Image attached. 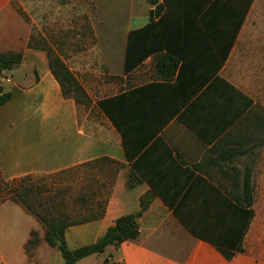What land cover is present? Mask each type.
<instances>
[{"label": "crops", "instance_id": "crops-1", "mask_svg": "<svg viewBox=\"0 0 264 264\" xmlns=\"http://www.w3.org/2000/svg\"><path fill=\"white\" fill-rule=\"evenodd\" d=\"M232 2L236 1L196 0L202 5L198 19L202 20L212 7ZM262 5L264 0H251L230 50L228 43L218 50L209 35V48H196L180 64L183 91L194 94L184 107L172 87L175 80L167 89L138 92L159 82L155 72V80L144 81L148 76L141 70L152 61L155 65L156 55H152L124 74L130 83L127 89L94 102L96 111L92 114V109L85 112L81 108L85 106L64 97L50 69L48 53L28 46L33 25L30 22L26 27L13 0H0V53L24 55L22 63L0 80L5 92L12 94L10 102L0 107V179L8 182L58 174L103 158L118 163L121 167L104 216L66 231L71 250L96 243L120 217L140 212L142 198L151 199L138 220V240L110 246L103 254L77 264H264V181L255 180L251 166L255 196L248 207L243 174L235 170L244 171L239 157L255 158L256 150L264 144L244 145V150L251 151L232 163L218 152L210 153L258 105L230 78L228 68L251 13ZM152 9L146 0H132L127 39L131 32L150 24ZM206 20L200 28L207 34L208 29L221 31L226 27L222 21L213 23L212 17ZM122 94H126L127 107L113 116L127 133L131 131L129 140L141 143L148 139L143 132L157 131L132 161L126 156L121 131L99 106V102ZM138 115L141 127L136 121ZM253 137L264 143V134ZM134 162L139 163L140 173L134 171ZM94 172L100 180L109 175V171ZM131 173L140 179L133 187L128 186ZM241 238L244 251L238 252L235 247ZM222 249L233 254L231 260ZM0 264H64V260L46 243L45 230L37 219L8 201L0 206Z\"/></svg>", "mask_w": 264, "mask_h": 264}, {"label": "trees", "instance_id": "trees-1", "mask_svg": "<svg viewBox=\"0 0 264 264\" xmlns=\"http://www.w3.org/2000/svg\"><path fill=\"white\" fill-rule=\"evenodd\" d=\"M146 1L153 7L150 14L151 22L146 27L133 31L128 35L124 74H129L141 66L147 58L156 55L154 72L159 82H153L148 87L140 88L138 92L145 91L148 88L156 91L157 87L167 89V84L175 80L172 87L179 99V105L184 107L194 94L183 91L180 64L188 56L195 53L196 48L199 50L209 48L210 44L206 41L210 39L211 35L218 50L221 49V46L224 47L226 43H228L230 50L234 46L233 44L238 32L244 23L251 0H234L236 2L221 6L216 5L212 7L202 20L198 19V12L202 5L196 4V0ZM191 2L192 4H190ZM18 12L22 16L21 12ZM209 17H212L213 23H221L222 21L221 24H224L226 27L221 31L208 29L209 34H207L200 27H202V23H206V19ZM28 46L44 50L48 53L50 69L59 82L64 97L74 99L78 105L90 106L91 101L83 87L65 63L59 57L52 55L46 43L39 42L31 36ZM224 56L223 58H225ZM23 57V52L0 53V80L5 72L19 66L23 61ZM11 99L12 94L5 92L0 82V107L10 102ZM125 99L126 94H122L111 100L113 103L112 108H109L111 101L107 100L99 102V106L112 118L114 124L121 131L124 138L126 156L128 160L132 161L136 155L146 148L157 131L143 132L148 139L143 140V142L141 141V143L129 140V133L131 131L128 130L127 133V129L123 127V123L121 124L113 116L115 113L117 114L126 109ZM255 107L238 122L219 146L210 150V153L218 152L223 160L232 163L239 156L249 154L251 150H244V145L253 143L254 146L252 147H256L264 144L262 140L260 141L253 137V135L264 134V115L255 114ZM176 112L177 110L173 111L171 116H174ZM136 121L141 127L143 122H141L139 115ZM146 122L148 124L149 121ZM246 122H249V124L246 125ZM133 166L136 173L141 172L139 163L134 162ZM120 167L115 161L103 158L84 164L79 168L64 171L75 172V178L73 179L75 185H68L66 187L64 192L68 197L63 196L61 201L58 200L60 196H57V192H54L53 189L37 191L33 185L28 186L27 181L33 178V176L8 182L0 179V191L13 188L14 195L10 198V201L20 205L28 214L37 219L45 230L46 243L61 253L64 264H77L84 258L103 254L110 246L119 247L125 242L135 241L140 237L138 220L148 208L151 202L150 197L141 199L140 212L120 217L115 225L110 227L106 234L96 243L71 250L66 242V231L68 228L98 220L104 216L108 196L111 192L115 175L120 170ZM235 170L238 174H243V193L246 205L251 207L255 196L252 167L246 165L244 171L238 168ZM94 171H99L101 174L109 171V175L106 179L100 180L96 178ZM138 182H140V179L137 178V175L131 173L128 186L133 187ZM250 215L252 217L253 211H250ZM35 237L36 233L32 232V238ZM242 242L243 239L241 238L235 247L238 252L244 251ZM221 251L228 260L232 259L233 254L231 252L223 249Z\"/></svg>", "mask_w": 264, "mask_h": 264}, {"label": "rangeland", "instance_id": "rangeland-1", "mask_svg": "<svg viewBox=\"0 0 264 264\" xmlns=\"http://www.w3.org/2000/svg\"><path fill=\"white\" fill-rule=\"evenodd\" d=\"M131 2L13 0L26 27L30 22L33 25L32 36L46 43L52 55L65 63L85 90L91 101L89 108L81 107L85 112L92 109L95 114L94 102L129 87L124 61ZM141 70L148 76L144 81L156 79L154 61ZM228 74L254 97L258 104L255 114L264 115V5L251 13L246 31L232 55ZM255 153V158L239 157L238 164L242 169L246 163L253 166L255 180L263 182L264 147ZM74 178L75 172L69 171L55 176H33L27 184L37 191L53 189L61 201L63 196L68 197L64 192L66 187L75 185ZM13 191V188L0 191V206L10 201Z\"/></svg>", "mask_w": 264, "mask_h": 264}]
</instances>
